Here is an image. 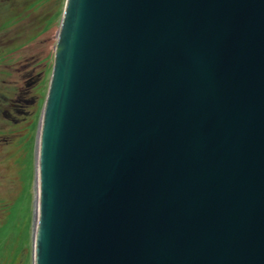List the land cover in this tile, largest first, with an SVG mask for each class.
<instances>
[{
  "label": "water",
  "instance_id": "95a60500",
  "mask_svg": "<svg viewBox=\"0 0 264 264\" xmlns=\"http://www.w3.org/2000/svg\"><path fill=\"white\" fill-rule=\"evenodd\" d=\"M35 166L32 264H264V0H64Z\"/></svg>",
  "mask_w": 264,
  "mask_h": 264
},
{
  "label": "rangeland",
  "instance_id": "374dc122",
  "mask_svg": "<svg viewBox=\"0 0 264 264\" xmlns=\"http://www.w3.org/2000/svg\"><path fill=\"white\" fill-rule=\"evenodd\" d=\"M63 4L64 0L0 4V264H32L37 132ZM24 62L34 63L39 77L27 89L28 114L11 120L3 113V96L12 94L17 83L11 67Z\"/></svg>",
  "mask_w": 264,
  "mask_h": 264
},
{
  "label": "flooded vegetation",
  "instance_id": "af4514ba",
  "mask_svg": "<svg viewBox=\"0 0 264 264\" xmlns=\"http://www.w3.org/2000/svg\"><path fill=\"white\" fill-rule=\"evenodd\" d=\"M5 1L6 0H0V4ZM11 69H15L13 72L17 77L15 78V82L17 83L13 84L14 88L12 94L9 96H3L5 101L2 106L5 107L3 112L4 115H7L11 117V120H14L13 116H16L17 114H28L26 110L31 100L28 97L30 90L28 91L27 89L34 84L33 80H36L37 77H39V73L37 72L34 63H18L14 67H11ZM18 75L20 76L18 77ZM13 112L14 114L12 115Z\"/></svg>",
  "mask_w": 264,
  "mask_h": 264
},
{
  "label": "bare ground",
  "instance_id": "6f19581e",
  "mask_svg": "<svg viewBox=\"0 0 264 264\" xmlns=\"http://www.w3.org/2000/svg\"><path fill=\"white\" fill-rule=\"evenodd\" d=\"M36 186H37V190H36V200H35L36 205H35V218H34V236H35V230H36V217H37V197H38V179L37 178H36Z\"/></svg>",
  "mask_w": 264,
  "mask_h": 264
}]
</instances>
